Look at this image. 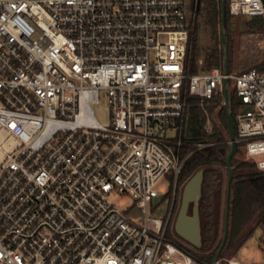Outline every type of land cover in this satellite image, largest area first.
Wrapping results in <instances>:
<instances>
[{"label":"built area","instance_id":"built-area-1","mask_svg":"<svg viewBox=\"0 0 264 264\" xmlns=\"http://www.w3.org/2000/svg\"><path fill=\"white\" fill-rule=\"evenodd\" d=\"M198 4L0 0V264H203L190 244L168 237L178 174L194 150L180 155L188 98L223 94L231 80L241 104L236 142L264 169L256 158L264 156V70L189 73ZM227 8L264 20V0H227ZM169 171V189L157 190ZM120 193L144 224L110 200ZM159 195L168 209L150 218ZM258 228L264 245V219Z\"/></svg>","mask_w":264,"mask_h":264},{"label":"trees","instance_id":"trees-1","mask_svg":"<svg viewBox=\"0 0 264 264\" xmlns=\"http://www.w3.org/2000/svg\"><path fill=\"white\" fill-rule=\"evenodd\" d=\"M226 4L225 34L232 15ZM197 14H202L204 22L215 31L221 27V0H199ZM249 32L264 31V20L253 16L245 23ZM226 36V43L229 37ZM197 26L190 29L187 43L185 66L189 73L218 67L223 70L224 53L220 47L211 48L204 57L202 68L198 67L199 49L197 47ZM222 44V42H221ZM254 68L264 70V60ZM228 70L229 63H228ZM223 94L214 93L208 98L190 96L189 111L185 118L184 144L180 155L184 156L194 149L184 160L177 178L179 187L199 169H203L201 196L199 199L201 246L189 248L190 254L200 263L212 264L222 240L226 204L227 169L226 155L230 149L226 122V111L221 104ZM241 104L234 90L228 92L227 110L231 113L236 136L235 115ZM215 114L216 120L212 119ZM210 121V122H209ZM207 122L210 128H207ZM198 143H208L195 148ZM242 144L237 142L235 154L231 158L232 179L229 189V226L224 251L235 253L248 239L254 226L264 218V171L258 170L256 163L249 159L238 158ZM261 215V216H260ZM248 230V231H247Z\"/></svg>","mask_w":264,"mask_h":264},{"label":"rangeland","instance_id":"rangeland-1","mask_svg":"<svg viewBox=\"0 0 264 264\" xmlns=\"http://www.w3.org/2000/svg\"><path fill=\"white\" fill-rule=\"evenodd\" d=\"M187 1L188 0H186V2ZM192 14V17L189 15V28L192 29L197 26V47L199 49V58L197 60V64L199 68L203 67V60L206 53L211 48L216 46L220 47L223 53L224 49H226L230 72H237L243 69L255 67L257 64L262 62V60H264V49L259 47L260 36L262 32H249L245 30V23L250 19V17L236 15L230 18L228 27L229 34L228 36L225 34V40L226 36L229 37V43L227 41L224 48V46L221 44V27L215 31H212V29L204 22L201 13L197 14L196 10H194ZM223 31L225 33V30ZM232 85L233 82L231 80L228 81V92L232 91ZM100 101L102 104L105 102L102 96ZM221 104L223 105V100L221 101ZM212 119L216 120L215 114H212ZM209 122H207L206 125L208 129L210 128ZM171 134H174V132L172 131ZM238 158L249 159L242 147L238 153ZM256 158H264V156H257ZM258 170L264 171V169L259 168ZM171 177L172 171H169L166 176H164L158 182L156 187L157 190H168L171 185ZM181 192L178 194L175 215H177L180 206ZM160 198L161 195L155 197L152 204L148 205V217L160 219L164 217L166 210L168 209V199L163 198L160 200ZM110 200L118 209L122 210L126 214L129 220L138 225L144 224L145 213L136 206L133 198L130 195L124 193L111 195ZM188 213L191 214V206L189 207ZM261 221L257 223L253 222L251 224L249 228L251 229L253 226L254 228L251 231L250 236L235 253L232 252V249L229 251H224L223 248L219 258H234L240 261L241 264H264V245H262L259 241L260 231L258 228ZM168 237L171 239H177L178 236L173 229H169Z\"/></svg>","mask_w":264,"mask_h":264},{"label":"water","instance_id":"water-1","mask_svg":"<svg viewBox=\"0 0 264 264\" xmlns=\"http://www.w3.org/2000/svg\"><path fill=\"white\" fill-rule=\"evenodd\" d=\"M225 15H226V4L225 0H221V42L225 48ZM224 73L227 75L228 70V57L227 51L224 49V63H223ZM228 78L223 79V106L226 111V122H227V131H228V141L230 143V149L226 155L225 164L227 169V180H226V204H225V214H224V225L222 240L217 250L215 262L226 243L228 236V226H229V189L230 182L232 179V167H231V158L236 152L237 142L234 132V122L231 113L227 110L228 102V89H227ZM203 169H199L195 174H193L184 184L181 192V202L176 215L173 228L175 233L179 238L190 244L193 248H199L201 246V234H200V216H199V199L201 196V186L203 180ZM191 206V214L188 213L189 207Z\"/></svg>","mask_w":264,"mask_h":264}]
</instances>
